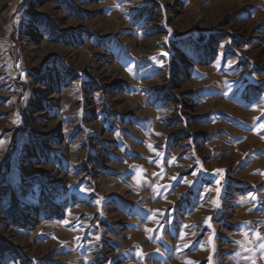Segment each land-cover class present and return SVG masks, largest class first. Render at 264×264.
Masks as SVG:
<instances>
[{"label": "rangeland", "instance_id": "374dc122", "mask_svg": "<svg viewBox=\"0 0 264 264\" xmlns=\"http://www.w3.org/2000/svg\"><path fill=\"white\" fill-rule=\"evenodd\" d=\"M0 264H264V0H0Z\"/></svg>", "mask_w": 264, "mask_h": 264}]
</instances>
